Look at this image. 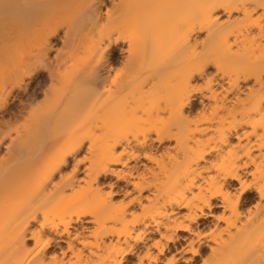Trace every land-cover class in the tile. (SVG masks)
Instances as JSON below:
<instances>
[{
    "label": "bare ground",
    "instance_id": "1",
    "mask_svg": "<svg viewBox=\"0 0 264 264\" xmlns=\"http://www.w3.org/2000/svg\"><path fill=\"white\" fill-rule=\"evenodd\" d=\"M182 263L264 264V0H0V264Z\"/></svg>",
    "mask_w": 264,
    "mask_h": 264
},
{
    "label": "rangeland",
    "instance_id": "2",
    "mask_svg": "<svg viewBox=\"0 0 264 264\" xmlns=\"http://www.w3.org/2000/svg\"><path fill=\"white\" fill-rule=\"evenodd\" d=\"M115 64H116V66H118L119 68H120V66H121V63H120V58L118 57V59L117 60H115ZM117 67V68H118ZM207 71H208V73H210V75H211V73H213L211 76H213V75H217V70H216V68H215V66L214 65H209L208 67H207ZM46 83V82H45ZM62 93V90H60L59 91V93L58 94H61ZM16 94H18V95H20V94H24L22 91H20V92H16ZM16 99V100H15ZM200 99V98H199ZM199 99H196L195 100V103H196V107L197 108H200L202 105H203V103L202 102H199ZM19 100V97L17 96L16 98L14 97L13 99H11V101H10V103L13 101V102H19L18 101ZM12 102V103H13ZM16 126V123H13L12 125H11V128H13V127H15ZM82 172V170H80L78 173L80 174ZM119 184L120 185H122V186H124L125 185V182H123V181H120L119 182ZM251 196V195H250ZM118 197H120V196H118ZM121 198V197H120ZM254 202V200H250L249 201V203L247 204V206H249L251 203H253ZM216 210H218V209H216ZM63 244V243H62ZM64 245V244H63ZM182 264H184V263H182Z\"/></svg>",
    "mask_w": 264,
    "mask_h": 264
}]
</instances>
